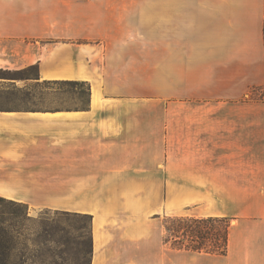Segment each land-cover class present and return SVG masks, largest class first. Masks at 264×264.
I'll return each mask as SVG.
<instances>
[{
  "label": "crops",
  "instance_id": "1",
  "mask_svg": "<svg viewBox=\"0 0 264 264\" xmlns=\"http://www.w3.org/2000/svg\"><path fill=\"white\" fill-rule=\"evenodd\" d=\"M32 66L88 83L89 106L0 110V198L90 216V264H264V221L219 257L172 250L150 220L252 194L264 0H0V70Z\"/></svg>",
  "mask_w": 264,
  "mask_h": 264
},
{
  "label": "rangeland",
  "instance_id": "2",
  "mask_svg": "<svg viewBox=\"0 0 264 264\" xmlns=\"http://www.w3.org/2000/svg\"><path fill=\"white\" fill-rule=\"evenodd\" d=\"M36 75L35 69L22 72L0 70V110H53L86 105L88 99L86 95H81L85 88L47 86L35 81ZM250 99L253 108L261 106L264 103V88L253 91ZM262 112L254 111L253 119L264 122V111ZM252 167L255 173L251 195L221 196L217 218L228 219L231 233L242 234L245 220L264 221V164H253ZM247 206L250 210L248 213L242 211ZM18 213L22 216L14 218ZM186 214L194 218L207 213L191 209ZM246 214L248 216H244ZM84 216L73 212L29 213L25 206L17 208L0 205V218L8 220L4 222L3 228L13 239L8 264H90L92 220ZM167 219L169 218H150L159 222L154 229V235H159L162 241ZM259 226L260 224L257 225L258 229Z\"/></svg>",
  "mask_w": 264,
  "mask_h": 264
},
{
  "label": "trees",
  "instance_id": "3",
  "mask_svg": "<svg viewBox=\"0 0 264 264\" xmlns=\"http://www.w3.org/2000/svg\"><path fill=\"white\" fill-rule=\"evenodd\" d=\"M35 69L37 67L32 66L25 70ZM22 70V71H25ZM19 71V72H22ZM37 81V75L35 78ZM44 85H62L71 89H83L81 95H86L87 103L81 107H74L85 109L89 106L90 99V86L84 82H42ZM0 205L7 207L23 208V205L6 201L0 198ZM21 213H18L14 218L21 217ZM88 217L91 220L90 216ZM4 220L0 218V264H8L9 250L13 246V239L9 236L6 230L3 228ZM165 236L163 239L164 245H169L174 251H186L196 254H205L210 256L224 257L228 251L230 226L227 218H169L164 225ZM91 254H92V242H91ZM91 261V258H90Z\"/></svg>",
  "mask_w": 264,
  "mask_h": 264
}]
</instances>
